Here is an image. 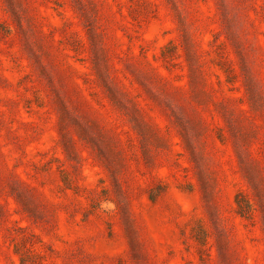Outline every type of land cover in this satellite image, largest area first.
Listing matches in <instances>:
<instances>
[{
  "label": "rangeland",
  "instance_id": "rangeland-1",
  "mask_svg": "<svg viewBox=\"0 0 264 264\" xmlns=\"http://www.w3.org/2000/svg\"><path fill=\"white\" fill-rule=\"evenodd\" d=\"M0 264H264V0H0Z\"/></svg>",
  "mask_w": 264,
  "mask_h": 264
},
{
  "label": "clouds",
  "instance_id": "clouds-1",
  "mask_svg": "<svg viewBox=\"0 0 264 264\" xmlns=\"http://www.w3.org/2000/svg\"><path fill=\"white\" fill-rule=\"evenodd\" d=\"M100 207L103 208V209H105V210H108V208L106 207L105 204H101Z\"/></svg>",
  "mask_w": 264,
  "mask_h": 264
}]
</instances>
